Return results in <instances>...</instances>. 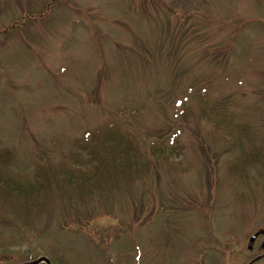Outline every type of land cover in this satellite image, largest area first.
Returning a JSON list of instances; mask_svg holds the SVG:
<instances>
[{"label": "rangeland", "instance_id": "374dc122", "mask_svg": "<svg viewBox=\"0 0 264 264\" xmlns=\"http://www.w3.org/2000/svg\"><path fill=\"white\" fill-rule=\"evenodd\" d=\"M106 126L180 154L71 204L12 196L1 177L58 167ZM0 181V264L264 254L263 238L248 250L264 229V0H0Z\"/></svg>", "mask_w": 264, "mask_h": 264}, {"label": "trees", "instance_id": "16d2710c", "mask_svg": "<svg viewBox=\"0 0 264 264\" xmlns=\"http://www.w3.org/2000/svg\"><path fill=\"white\" fill-rule=\"evenodd\" d=\"M210 120L215 122L212 117ZM120 129L121 127L106 126L87 132L63 156L58 167H52L51 164L45 165V169L38 167L33 177L27 181L12 182L1 178L9 184V190L14 193L12 196L24 200L27 198L33 206H39L42 200L47 202L57 196L64 199L66 204H71V194L76 187L88 192L86 194L89 197L92 196L94 188L95 191L106 193L115 188V184L122 178L136 180L138 174L148 175L152 158H158L160 162L180 154L176 151L177 143L169 147L152 143L143 150L137 144L138 141L135 142L136 138ZM41 170L50 173L54 178L56 176L58 181L48 182L45 178L46 181L40 182L43 175ZM55 185L59 190L58 195L52 192ZM51 264H55L53 260Z\"/></svg>", "mask_w": 264, "mask_h": 264}, {"label": "flooded vegetation", "instance_id": "af4514ba", "mask_svg": "<svg viewBox=\"0 0 264 264\" xmlns=\"http://www.w3.org/2000/svg\"><path fill=\"white\" fill-rule=\"evenodd\" d=\"M252 237H254V239H253V241H250ZM261 238H263V241H262V244H261V250L264 251V246H263V242H264V229H257L256 231L253 232V234L251 235L250 240H249L250 245H249V247H248V250H249V251H253V250L255 249V246L258 244V242H259V240H260ZM258 257H262V258L260 259V260H262V259L264 258V254L258 255L256 258H258ZM256 258H254V259H256ZM254 259H253V260H254ZM260 260H259V261H260ZM251 261H252V260H251ZM251 261H250V262H251ZM259 261H258V262H259ZM258 262H257V263H258Z\"/></svg>", "mask_w": 264, "mask_h": 264}, {"label": "water", "instance_id": "95a60500", "mask_svg": "<svg viewBox=\"0 0 264 264\" xmlns=\"http://www.w3.org/2000/svg\"><path fill=\"white\" fill-rule=\"evenodd\" d=\"M254 237L251 238L250 241H253ZM263 246H264V242H263ZM262 257H258L256 259H254L253 261H251L249 264H255L256 262H258ZM22 264H51L50 260L47 257H41L35 261H31V262H25Z\"/></svg>", "mask_w": 264, "mask_h": 264}]
</instances>
